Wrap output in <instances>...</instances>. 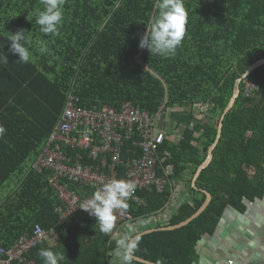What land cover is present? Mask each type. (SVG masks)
<instances>
[{"label":"trees","instance_id":"16d2710c","mask_svg":"<svg viewBox=\"0 0 264 264\" xmlns=\"http://www.w3.org/2000/svg\"><path fill=\"white\" fill-rule=\"evenodd\" d=\"M156 2L65 0L58 32L45 35L35 23L42 0H0V56L8 54L7 64L0 61V126L5 129L0 136V191L19 180L0 211L4 247L41 225L53 235L29 253L36 264H43L39 252L44 248L64 255L60 264H113L114 259L120 264L115 239L102 234L90 217L79 213L60 224L56 208L61 201L49 173L30 171L71 89L84 107L131 103L158 114L165 106L173 125L181 129L176 141L166 140L161 148L168 154L164 165L173 168L171 184L162 193L154 188L138 191L145 203L129 204V218L120 230L128 223L138 225V234L159 229L167 225L166 216L170 225L180 224L204 204L203 190L212 194L206 211L187 226L141 236L135 257L155 264H197L203 238L215 233L229 208L243 211L245 199L263 196L264 65L241 81V94L224 119L213 160L196 182L198 189L191 188L190 199L178 210L164 214L174 183L188 174L193 178L207 160L237 81L264 59V0H183L185 36L167 57L139 48L157 12ZM10 29L26 30L32 55L27 63L10 53ZM248 83L258 87L253 96L245 94ZM135 141L126 143V164L132 154L141 153Z\"/></svg>","mask_w":264,"mask_h":264},{"label":"built area","instance_id":"2783aa9c","mask_svg":"<svg viewBox=\"0 0 264 264\" xmlns=\"http://www.w3.org/2000/svg\"><path fill=\"white\" fill-rule=\"evenodd\" d=\"M257 89L255 84L248 83L245 94L253 96ZM171 130L179 133L181 129L173 125L165 106L158 114L143 112L131 103H123L119 108L84 107L71 89L57 125L32 161L30 170L49 173L48 181L61 201L56 208L60 224L83 213L99 228L95 218L79 206L104 183L133 181L136 190L128 199V206L132 202L145 203L138 191L154 188L162 193L167 190L173 168L164 165V156L168 154L161 148L166 140L172 141ZM134 139L141 153L132 154L126 164L123 160L126 143ZM160 170L164 172L160 174ZM73 186L81 191L73 190ZM126 218H129L126 211L117 212L116 229L110 236L114 238L120 232ZM51 233L36 225L32 234L22 236L10 248L4 247L0 239V264H36L28 255Z\"/></svg>","mask_w":264,"mask_h":264},{"label":"clouds","instance_id":"9594fccd","mask_svg":"<svg viewBox=\"0 0 264 264\" xmlns=\"http://www.w3.org/2000/svg\"><path fill=\"white\" fill-rule=\"evenodd\" d=\"M65 0H42L43 10L37 14L35 23L45 34H56L63 21V5ZM157 12L149 22L147 31L140 37L139 48L147 49L150 54L167 57L174 55L186 32L187 11L183 0H157ZM6 37L10 41L9 51L18 55V60L29 61L28 38L26 30L20 29ZM0 56V61L8 63L7 53ZM5 129L0 126V136ZM136 190L133 181L111 180L95 190L91 197L83 201L79 208L94 217L99 223V231L104 235H114L117 212H125L128 199ZM138 225L128 223L124 226L123 235L115 238V257L120 264H134V253L139 246ZM43 264H60L66 257L44 248L39 252Z\"/></svg>","mask_w":264,"mask_h":264},{"label":"crops","instance_id":"0c3cea01","mask_svg":"<svg viewBox=\"0 0 264 264\" xmlns=\"http://www.w3.org/2000/svg\"><path fill=\"white\" fill-rule=\"evenodd\" d=\"M27 47L29 58L32 59L29 42ZM170 135L172 141H176L179 133L174 132ZM31 163L32 161L30 166ZM192 183L193 178L189 174L174 183L171 202L165 215L172 214L173 210L190 196ZM18 187L19 180H16L13 186L9 182L0 191V211L6 208L9 200L7 198ZM244 206L243 211L238 209L227 211L215 233L203 238L198 248L197 264H231V262L232 264H264V193L260 198L245 199ZM123 232L124 230H120L114 239L123 235ZM52 235L51 233L50 237ZM114 262L115 259L113 264Z\"/></svg>","mask_w":264,"mask_h":264},{"label":"water","instance_id":"95a60500","mask_svg":"<svg viewBox=\"0 0 264 264\" xmlns=\"http://www.w3.org/2000/svg\"><path fill=\"white\" fill-rule=\"evenodd\" d=\"M264 65V59H261L257 62H255L254 64L250 65L246 74L243 76V78L239 79L237 81V84H236V90L234 92V95L229 103V105L227 106L224 114L222 115L221 119H220V124H219V128H218V136H217V139H216V142L214 143V145L210 148L209 150V156L207 158V160L199 167L197 173L194 175L193 177V183H192V187L195 188V189H198V187L196 186V182L200 176V174L202 173V171L207 168L209 166V164L212 162L213 160V157H214V150L222 136V129H223V125H224V119L226 117V115L232 110V108L234 107L235 105V102L236 100L239 98L240 94H241V87H240V84H241V81L247 77L249 74H251L255 69L259 68V67H262ZM205 195H206V200L204 202V204L201 206V208L199 210H197V212L192 216L190 217L189 219H187L186 221L180 223V224H177V225H170L169 224V221H170V218L166 216V226L165 227H162V228H159V229H155V228H152V229H148L142 233L139 234V237L143 236V235H146V234H150L152 232H155V231H172V230H177V229H180V228H183L185 226H187L188 224H190L193 220H195L196 218H198L201 214H203L206 209L208 208V206L210 205L211 201H212V194L206 190H203L202 191ZM190 199V196L186 199L188 200ZM181 204H179L176 208V210L179 209ZM229 210H234V208H229ZM228 210V211H229ZM161 218V217H160ZM155 219V218H154ZM156 220V219H155ZM134 260L137 261V262H140V263H144V264H155L153 262H150V261H147V260H144L142 258H138V257H135L134 256Z\"/></svg>","mask_w":264,"mask_h":264},{"label":"rangeland","instance_id":"374dc122","mask_svg":"<svg viewBox=\"0 0 264 264\" xmlns=\"http://www.w3.org/2000/svg\"><path fill=\"white\" fill-rule=\"evenodd\" d=\"M30 165V164H29ZM15 178V177H14ZM16 181V179L10 181L11 186H13V183Z\"/></svg>","mask_w":264,"mask_h":264}]
</instances>
